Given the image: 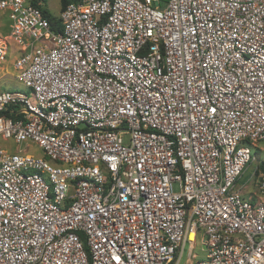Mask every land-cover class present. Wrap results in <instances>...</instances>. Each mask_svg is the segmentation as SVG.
Wrapping results in <instances>:
<instances>
[{
    "label": "built area",
    "instance_id": "1",
    "mask_svg": "<svg viewBox=\"0 0 264 264\" xmlns=\"http://www.w3.org/2000/svg\"><path fill=\"white\" fill-rule=\"evenodd\" d=\"M34 1L0 0V264H264V0Z\"/></svg>",
    "mask_w": 264,
    "mask_h": 264
},
{
    "label": "rangeland",
    "instance_id": "2",
    "mask_svg": "<svg viewBox=\"0 0 264 264\" xmlns=\"http://www.w3.org/2000/svg\"><path fill=\"white\" fill-rule=\"evenodd\" d=\"M41 5L46 8L51 14L58 16L60 11L59 0H42ZM10 33V23L7 17V12L0 10V38L6 39ZM11 51H16V47L12 46ZM14 54V53H13ZM13 55H10L8 61L0 67V92L5 90H23L22 84H20L13 77L12 69ZM123 140L127 143L128 136L124 135ZM7 149L11 151H16L18 149L24 150V144H14L11 140L1 143ZM252 161L245 167L240 178L237 181L238 188L240 191L248 197H256L257 195V179L258 175L254 176L255 170L258 166L262 165L264 162V140L258 143L250 145ZM29 154L36 156H41L42 152L34 145H30L27 149ZM260 172V170H259ZM198 244V243H197ZM186 249V248H185ZM194 254L198 256L199 259L204 258L205 252H202L199 244L194 249ZM186 253L183 254L182 264H185Z\"/></svg>",
    "mask_w": 264,
    "mask_h": 264
},
{
    "label": "trees",
    "instance_id": "3",
    "mask_svg": "<svg viewBox=\"0 0 264 264\" xmlns=\"http://www.w3.org/2000/svg\"><path fill=\"white\" fill-rule=\"evenodd\" d=\"M42 0H40L39 2H41ZM71 0H59L60 2V10L64 9L66 7V5L70 2ZM34 5L38 6L39 8H41V12L43 14V16L48 20L49 25L51 26V28L53 30H60V26H59V19L58 16H55L53 14H51L46 8H44L41 3L39 4L38 1H34L32 2ZM260 171L264 170V162H262V165L258 166V168L255 170L254 176H257L258 173Z\"/></svg>",
    "mask_w": 264,
    "mask_h": 264
},
{
    "label": "crops",
    "instance_id": "4",
    "mask_svg": "<svg viewBox=\"0 0 264 264\" xmlns=\"http://www.w3.org/2000/svg\"><path fill=\"white\" fill-rule=\"evenodd\" d=\"M59 6H60V2H59ZM246 197H248V196H246Z\"/></svg>",
    "mask_w": 264,
    "mask_h": 264
}]
</instances>
